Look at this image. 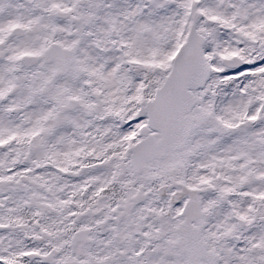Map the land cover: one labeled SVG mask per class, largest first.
Instances as JSON below:
<instances>
[{
    "label": "snow or ice",
    "instance_id": "obj_1",
    "mask_svg": "<svg viewBox=\"0 0 264 264\" xmlns=\"http://www.w3.org/2000/svg\"><path fill=\"white\" fill-rule=\"evenodd\" d=\"M0 264H264V0H0Z\"/></svg>",
    "mask_w": 264,
    "mask_h": 264
}]
</instances>
